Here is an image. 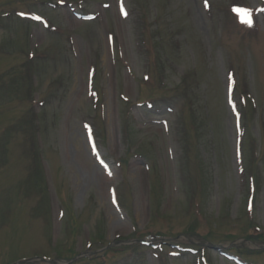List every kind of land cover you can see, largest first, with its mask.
<instances>
[{"label": "rangeland", "instance_id": "rangeland-1", "mask_svg": "<svg viewBox=\"0 0 264 264\" xmlns=\"http://www.w3.org/2000/svg\"><path fill=\"white\" fill-rule=\"evenodd\" d=\"M256 234L264 0H0V264H264Z\"/></svg>", "mask_w": 264, "mask_h": 264}, {"label": "trees", "instance_id": "trees-1", "mask_svg": "<svg viewBox=\"0 0 264 264\" xmlns=\"http://www.w3.org/2000/svg\"><path fill=\"white\" fill-rule=\"evenodd\" d=\"M40 62H43V61L37 59V60H32V62L30 63L31 66H29V68H30L29 72L32 73L33 76L35 75L34 72H36V70H37V72H40L39 71L40 66L42 67V64ZM182 85L184 87H186L185 79L182 80ZM186 90H187V87H186ZM39 114H42V110L40 112L36 113L35 117L39 116ZM37 119H39V117H37ZM37 121L39 122L38 124L40 125L41 122L39 120H37ZM246 126L247 125H245V126L243 125V127H242V119H241L239 127H240V131L242 132V134H243V132H246ZM243 138H245V137H242L241 140H244ZM249 139H250V147H251L250 151H251V158H252V160H251V162H252V167H251L252 170H251V172H252V175L256 177V174L258 172V163H259L258 159L260 158V154L257 153V146H256L257 141L255 139H251V138H249ZM36 155H37L38 161L41 162V153L38 151V153ZM39 166H40V163H39ZM244 175H245V169H244ZM252 181L253 182L251 183L250 188L254 189L256 179H254V177H253ZM247 238L254 240V242L257 243V244L258 243L264 244V235H257V234L256 235H248Z\"/></svg>", "mask_w": 264, "mask_h": 264}, {"label": "water", "instance_id": "water-1", "mask_svg": "<svg viewBox=\"0 0 264 264\" xmlns=\"http://www.w3.org/2000/svg\"><path fill=\"white\" fill-rule=\"evenodd\" d=\"M122 244H125V243H122ZM115 245H117V244H115ZM112 246H114V245H111L110 247H112ZM209 247L214 249V250H220L219 246L209 245ZM78 258H80V257H78ZM77 259H75V260H77ZM32 262H41V263H45V264H57L56 261H47V260L42 259V258H37V259H32V260H24V261L17 262L15 264H28V263H32Z\"/></svg>", "mask_w": 264, "mask_h": 264}, {"label": "snow or ice", "instance_id": "snow-or-ice-1", "mask_svg": "<svg viewBox=\"0 0 264 264\" xmlns=\"http://www.w3.org/2000/svg\"><path fill=\"white\" fill-rule=\"evenodd\" d=\"M234 11L238 14V15H241V16H243V17H248L250 14L247 12V10L246 9H234ZM34 19H39V17H34ZM243 22H245V23H251V20H250V18H247V19H244L243 20Z\"/></svg>", "mask_w": 264, "mask_h": 264}]
</instances>
